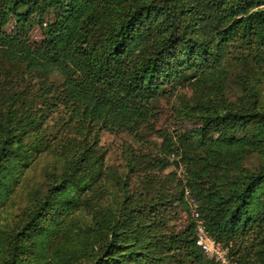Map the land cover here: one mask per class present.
<instances>
[{
  "label": "trees",
  "instance_id": "1",
  "mask_svg": "<svg viewBox=\"0 0 264 264\" xmlns=\"http://www.w3.org/2000/svg\"><path fill=\"white\" fill-rule=\"evenodd\" d=\"M52 7L60 15L44 25L42 18ZM32 14L38 16L41 40L28 46L21 33L0 31L2 57L44 76L59 73L63 97L81 122L115 131L136 132L143 126L153 131L150 102L163 82L186 72L197 77L195 88L208 86L213 96L205 95L208 105L198 115L199 142L193 149L187 143L183 153L186 181L180 196L186 188L199 202L208 234L229 255L238 253L236 240L251 232L253 255L241 253L238 262L264 264V163L255 170L240 163L252 152H264V107L247 77L240 79L243 94L237 104L221 94L231 53L250 58L256 68L264 65V0L0 1L3 22L10 17L26 21ZM12 106L0 109V209L28 157ZM236 127L251 134L236 137L231 131ZM90 148L87 144L48 179L41 200L9 234L0 264H75L81 257L90 264H162L177 252L183 264H217L196 245L192 224L177 236L157 233L163 224L159 202L147 207L143 193L128 191L126 184L113 211L100 219L91 206L92 225L72 234L66 219L86 207L85 193L95 190L102 174V161H94ZM234 171L224 194L219 177ZM146 211L148 224L140 220Z\"/></svg>",
  "mask_w": 264,
  "mask_h": 264
},
{
  "label": "rangeland",
  "instance_id": "2",
  "mask_svg": "<svg viewBox=\"0 0 264 264\" xmlns=\"http://www.w3.org/2000/svg\"><path fill=\"white\" fill-rule=\"evenodd\" d=\"M60 12L58 7L50 8L42 18L43 24L54 22ZM0 31L21 33L24 44L28 46H33L42 38L36 14L22 22L12 17L8 22L0 20ZM254 64L250 58L244 61L235 53L228 56L224 63L226 75L221 88L226 101L233 105L239 102L243 94L240 79L247 77L255 84L258 101L264 107V65L256 68ZM196 78L184 72L162 83L161 90L150 102L153 115L149 123L155 130L143 126L136 132L115 131L73 117L71 107L63 97L62 76L59 73L44 76L41 72L28 70L23 63L3 58L0 48V109L13 102L11 109L21 122L19 143L28 155L27 165L20 167L16 183L13 184L12 194L0 209V250L8 246L9 234L23 221L28 209L41 200L48 179L58 176L69 159L80 154L87 144H91L89 153H92L94 161H102V174L96 180L95 190L85 193L86 207H81L66 219L72 234L82 233L84 228L92 225L95 217L91 206L100 219L105 212L113 211L126 184L128 191L143 193L141 201L147 207L159 202L157 216L163 224L159 225L157 233L166 237L177 236L192 224L196 237L197 227L204 220L198 210L199 202L186 188L180 196L186 181L183 153L187 151V143L193 145L191 149L198 144L195 132V128L201 124L198 115L208 105L205 95L213 96L211 92L208 93V86L202 89L193 86ZM246 129L236 127L231 131L236 137H241L251 134V130ZM182 137L186 139V144L182 142ZM168 144L169 149L166 148ZM129 161L133 165L132 171L129 170ZM240 163L246 169L255 170L264 163V152H252ZM234 172L219 177L224 194L229 192L228 183L231 176L236 174ZM148 214L146 211L140 218L145 224L151 220ZM220 244L230 264H240V254L253 255L255 249L251 232L243 239L236 240L233 247L238 253L234 255H229L224 244ZM178 250L175 248L173 252ZM181 261L180 252H177L175 257L162 264H183ZM90 262L81 257L75 264Z\"/></svg>",
  "mask_w": 264,
  "mask_h": 264
},
{
  "label": "built area",
  "instance_id": "3",
  "mask_svg": "<svg viewBox=\"0 0 264 264\" xmlns=\"http://www.w3.org/2000/svg\"><path fill=\"white\" fill-rule=\"evenodd\" d=\"M196 216H198V213H196ZM196 245L202 249L208 258L213 259L217 264H230L226 257V251H224L220 242H217L208 234L204 223H199L197 227Z\"/></svg>",
  "mask_w": 264,
  "mask_h": 264
}]
</instances>
